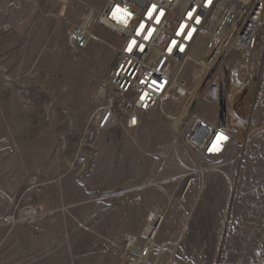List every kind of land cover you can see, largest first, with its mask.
Returning a JSON list of instances; mask_svg holds the SVG:
<instances>
[{"label":"rangeland","instance_id":"obj_1","mask_svg":"<svg viewBox=\"0 0 264 264\" xmlns=\"http://www.w3.org/2000/svg\"><path fill=\"white\" fill-rule=\"evenodd\" d=\"M105 2L0 0V264H124V237L144 226L154 205L166 208L159 239L169 245L160 264H216L215 217L224 222L235 183L226 169L235 174L254 143L255 163L264 172V97L248 123H230L235 138L228 156L205 165L203 173H157L167 140L172 155L185 146L174 130L184 125L186 98L166 102L136 130L118 127L91 147L81 145L119 38L97 26L98 39L92 35L74 59L67 28ZM195 60L204 61L200 51ZM196 61L180 73L190 89L203 70ZM197 112L213 121L218 114L206 103ZM105 137L114 143L100 144ZM258 209L264 218V202ZM258 227L252 241H234L228 264H264V224Z\"/></svg>","mask_w":264,"mask_h":264},{"label":"built area","instance_id":"obj_2","mask_svg":"<svg viewBox=\"0 0 264 264\" xmlns=\"http://www.w3.org/2000/svg\"><path fill=\"white\" fill-rule=\"evenodd\" d=\"M97 26L115 32L119 42L98 83V108L80 144L91 147L118 127L136 130L143 119L163 112L166 102L186 98L184 125L174 132L195 156L197 170L203 173L205 165L224 159L235 138L230 109L248 123L264 97V0H106L67 28L74 59ZM198 51L204 61L195 60ZM189 61L203 66L193 94L180 78ZM200 103L217 108L216 120L198 114ZM246 109L248 114H239ZM165 216L164 206H152L144 226L124 237L119 249L124 264H160L169 245L159 239Z\"/></svg>","mask_w":264,"mask_h":264},{"label":"crops","instance_id":"obj_3","mask_svg":"<svg viewBox=\"0 0 264 264\" xmlns=\"http://www.w3.org/2000/svg\"><path fill=\"white\" fill-rule=\"evenodd\" d=\"M155 138L147 135L148 141H153ZM109 139V137H105L100 144L109 141ZM111 142L114 143L113 140ZM166 143L170 144L168 150L164 152V160L162 164L160 163L159 172H157L161 177L183 178L185 174L197 170L196 158L186 146L181 145V152L172 155L171 141L167 140ZM254 147V143L247 145L240 167L235 174H232L230 168H227L224 173L228 177H234L235 183L224 222H222V218L215 217L214 252L218 257L216 264H228L232 260L234 241L243 239L252 241L255 238V232L259 229V224H264V218L258 209L264 202V192L260 188L263 185L264 172L255 163L257 152ZM154 171L155 173L157 171L155 167L151 169L150 174L154 175ZM219 172L221 177L222 171ZM132 191H137L136 183L132 186ZM149 195L151 196V194Z\"/></svg>","mask_w":264,"mask_h":264},{"label":"bare ground","instance_id":"obj_4","mask_svg":"<svg viewBox=\"0 0 264 264\" xmlns=\"http://www.w3.org/2000/svg\"><path fill=\"white\" fill-rule=\"evenodd\" d=\"M90 12H93V11H90ZM89 12V13H90ZM93 37H95L96 39H98L96 36L93 35ZM195 91V88L192 89V92L191 94H193V92ZM232 95H233V90L231 92V95L229 96L230 99H232ZM188 102H189V99H188ZM188 102L187 104H185L183 110H182V117H181V120H182V123L184 124V121L186 119V109H187V105H188ZM230 116H232L234 118V121L236 123H242L241 121H239L238 117L235 115L233 109H230Z\"/></svg>","mask_w":264,"mask_h":264},{"label":"water","instance_id":"obj_5","mask_svg":"<svg viewBox=\"0 0 264 264\" xmlns=\"http://www.w3.org/2000/svg\"><path fill=\"white\" fill-rule=\"evenodd\" d=\"M223 116H224V110L222 109L221 110V118L223 119Z\"/></svg>","mask_w":264,"mask_h":264}]
</instances>
